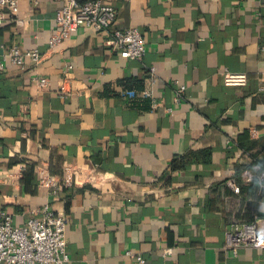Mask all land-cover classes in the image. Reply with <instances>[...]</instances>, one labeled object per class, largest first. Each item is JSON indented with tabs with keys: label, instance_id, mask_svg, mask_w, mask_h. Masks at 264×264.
<instances>
[{
	"label": "crops",
	"instance_id": "0c3cea01",
	"mask_svg": "<svg viewBox=\"0 0 264 264\" xmlns=\"http://www.w3.org/2000/svg\"><path fill=\"white\" fill-rule=\"evenodd\" d=\"M105 1L141 58L83 27L49 47L53 0H19L20 23L0 26V54L43 56L0 71V210L17 226L45 204L64 215L63 264H264L224 247L236 222L264 233V0Z\"/></svg>",
	"mask_w": 264,
	"mask_h": 264
},
{
	"label": "built area",
	"instance_id": "2783aa9c",
	"mask_svg": "<svg viewBox=\"0 0 264 264\" xmlns=\"http://www.w3.org/2000/svg\"><path fill=\"white\" fill-rule=\"evenodd\" d=\"M29 1L36 3V0ZM53 1L58 2V7L54 15L55 32L49 39V47H53L83 27L104 35L106 44L121 58L136 60L145 54L146 45L139 29L134 26L123 29L115 27L116 10L109 2ZM18 2L19 0H0V26L8 17L15 23H20ZM2 50L0 71L4 70L6 63L22 70L26 64L37 66L43 59L37 49L11 46ZM69 68L71 66H66V69ZM150 70L153 71L154 68ZM223 82L227 86H241L245 83V76L225 71ZM38 85L44 87L47 82L40 78ZM183 89L176 88L173 98L175 103L180 102ZM246 176L248 180L251 179L249 174ZM69 180V175L66 174L65 182L69 184ZM38 181L41 187L53 188L56 191V186L48 175H41ZM39 211L38 216L28 217L23 225L17 226L13 224L12 216L8 212L0 210V264H63L68 261L66 217L52 211L48 204L43 205ZM241 245L264 251V233L259 231L255 222H236L225 231L224 247L227 250L235 255ZM135 259L142 262L139 256H135Z\"/></svg>",
	"mask_w": 264,
	"mask_h": 264
},
{
	"label": "trees",
	"instance_id": "16d2710c",
	"mask_svg": "<svg viewBox=\"0 0 264 264\" xmlns=\"http://www.w3.org/2000/svg\"><path fill=\"white\" fill-rule=\"evenodd\" d=\"M79 2H85V1H88V0H78ZM184 157H181L179 159H176V160H173L172 163H171V169L172 170H179V169H182L184 167ZM260 167V166H259ZM261 169V167H260ZM257 181L256 180V177L253 178V181L252 182H255ZM260 184V183H259Z\"/></svg>",
	"mask_w": 264,
	"mask_h": 264
}]
</instances>
